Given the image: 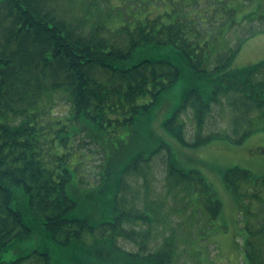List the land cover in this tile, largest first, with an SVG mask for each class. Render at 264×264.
Listing matches in <instances>:
<instances>
[{"label": "trees", "instance_id": "1", "mask_svg": "<svg viewBox=\"0 0 264 264\" xmlns=\"http://www.w3.org/2000/svg\"><path fill=\"white\" fill-rule=\"evenodd\" d=\"M71 2L0 0V264L19 242L10 264H200L209 230L194 224L210 226L223 205L165 135L197 148L264 133V60L234 68L243 41L215 50L224 16L216 34L180 17L111 30ZM258 13L244 21L264 20V4ZM218 117L228 131L213 129ZM223 179L243 264H264V179L239 166ZM169 199L193 223L185 235L166 226Z\"/></svg>", "mask_w": 264, "mask_h": 264}, {"label": "rangeland", "instance_id": "2", "mask_svg": "<svg viewBox=\"0 0 264 264\" xmlns=\"http://www.w3.org/2000/svg\"><path fill=\"white\" fill-rule=\"evenodd\" d=\"M92 4L93 0H72L68 5L75 13L82 16L89 10L91 24L102 20V23L111 30L124 24L134 28L137 22H143L146 19L147 21L159 20L167 24L176 17H180L184 20L200 19L202 23L204 22L201 28L203 32L206 30L208 33L216 34L218 27L215 26H219L220 21H215L214 16H224L228 20L224 27H228V30L226 32L221 28L218 32L220 35L213 37L215 50L222 52L243 41L241 51L233 64L234 68L248 67L264 60V20H254L252 23L244 21L250 17V14L257 16L258 12L262 11L264 0H96L95 5ZM232 10L234 12H231ZM254 31L259 32L252 36ZM181 118L186 123V137L191 141L195 129L192 111H185ZM213 129L228 131L226 119L218 117ZM165 140L173 147L184 168L198 169L203 174L207 182L213 186L217 198L223 205L221 214L216 220L210 222V226L209 223L207 225V219L202 225L194 224V229L198 233L206 227L209 230L207 240L199 245L200 264H243L242 247L238 245V242L244 241L238 205L234 195L226 187L223 176L226 170L239 166L248 169L254 178L264 179V133H254L242 143L216 137L197 148L184 146L168 135H165ZM90 163L94 170L96 159ZM167 201L169 214L166 220L167 228L175 226L183 235L187 234L185 229H192L193 223L187 218L186 210H180L183 202L172 199ZM119 243L127 250L135 249V245L126 239H121ZM26 244L29 242L13 245L4 254V261L10 264L12 261L21 259L24 253L22 248ZM193 262L194 259L189 264H194Z\"/></svg>", "mask_w": 264, "mask_h": 264}]
</instances>
